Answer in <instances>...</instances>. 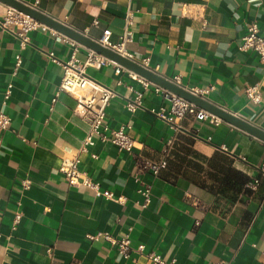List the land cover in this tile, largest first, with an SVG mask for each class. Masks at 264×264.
<instances>
[{
  "label": "crops",
  "instance_id": "obj_1",
  "mask_svg": "<svg viewBox=\"0 0 264 264\" xmlns=\"http://www.w3.org/2000/svg\"><path fill=\"white\" fill-rule=\"evenodd\" d=\"M25 1L95 38L109 27L113 41L124 34L131 7L126 48L136 59L150 56L152 68L170 78L181 74L187 87L213 85L206 97L264 127V63L256 50L240 47L252 20H258L264 35V0ZM7 5L0 0V19ZM29 35L23 46L12 25H0V110L11 115L0 131V264H133V257L138 264H152L135 249L125 257L104 237L87 235L100 230L129 233L133 245L144 243L147 251L174 264H264L263 139L226 120L213 124L187 114L172 148L180 132L190 134L200 155L189 158L202 162L203 156L224 152L251 180L259 178L257 187L231 199L202 184L211 183L204 172L168 166L158 175L140 173L151 186L144 205L135 174L139 159L161 158L166 139L174 134L153 111L168 101L151 86L143 105L129 110L126 101L142 83L126 69L116 75L113 63L89 66L90 76L116 90L106 121L112 127L130 123L134 145L131 151L119 149L96 135L89 151L81 152L89 121L75 111L77 99L59 89L61 62L70 58L73 45L56 39L50 29L38 27ZM84 52L80 46L79 55ZM17 54L22 60L15 71ZM256 82L262 96L257 102L246 94L247 84ZM78 153L80 167L122 200L68 182L58 169L62 156ZM17 212L21 216L15 222Z\"/></svg>",
  "mask_w": 264,
  "mask_h": 264
},
{
  "label": "built area",
  "instance_id": "obj_2",
  "mask_svg": "<svg viewBox=\"0 0 264 264\" xmlns=\"http://www.w3.org/2000/svg\"><path fill=\"white\" fill-rule=\"evenodd\" d=\"M94 22L97 23L98 20L95 19ZM132 22L133 10L131 7H129L126 13L125 32L122 34L120 40L113 41L111 39L112 30L109 27H105L103 29L102 36L97 39L103 44L118 50L128 57L136 59L134 54L128 51L126 48V41L131 36L129 27ZM0 25L4 29L10 28L12 25V29L20 37V42L23 46L30 40L29 31L38 27L52 30V32L56 35V39L69 42L73 45L70 58L64 62H61L64 67V74L62 76L59 89L71 93L77 99L75 111L81 116L87 118L89 121V129L80 148L81 152L89 151V146L95 143L96 135L102 141H111L115 143L119 149L131 151L134 145V138L129 132L131 127L130 123H122L119 126L112 127L106 121V108L110 102V99L116 95V90L113 87L108 86L96 78L90 76L87 72V68L89 66L100 67L103 64L113 63L115 65L114 73L116 75L120 74L122 69H126L132 78L142 83L143 88L135 89L134 94L126 101V106L129 110L134 111L143 105L144 92L151 86L156 92L161 93L162 97L168 101V105L161 104L158 108H153V111H155L157 116L169 123L174 131V134L166 139L164 155L156 160L148 157H142L138 161V170L135 174V178L141 182V186L138 188V190L144 196V205H146L151 199V186L150 184L142 181L140 173L150 170L155 175H158L162 169L167 167V153L173 147L175 134L179 131H182L181 120L184 119L187 114H192L197 119L209 120L213 124H219L224 121L222 117L199 106L194 101L146 78L145 76L128 67H125L116 60L98 52L87 45L80 43L76 39L58 32L53 27L14 6L7 5L5 15L0 19ZM80 46L85 48L83 56L79 55ZM240 47L242 49L253 48L258 52L260 60L262 63H264V35L260 33L258 20L254 19L249 22L247 31L242 36ZM53 54L54 52L50 51V56H53ZM52 58L57 61L56 57ZM21 60V55L17 54L15 71L20 66ZM136 60L147 67H151L149 65L150 56H145ZM171 79L179 84H183L181 74H176L171 77ZM118 82H122L121 79H118ZM11 85L12 84L10 83L6 89V98L10 96ZM213 87V85H207L188 88L192 92L206 97ZM246 94L249 100H253L255 102L260 101L262 99L260 83L256 82L253 84H247ZM53 100H56V97ZM10 122L11 115L0 110V131L7 128ZM92 155L97 156L96 153H92ZM80 162L81 156L79 153L74 156H62V160L58 169L65 175L70 184H84L92 187L98 195L103 194L109 198L122 200V196H116L110 189L102 190L100 188L99 182L95 181L86 169L80 167ZM262 170L264 171V162L262 164ZM258 182L259 178L255 177L248 183V185L255 189ZM20 216L21 214L17 212L15 215V222L20 219ZM87 235L92 240H99L101 237H104L111 243L115 244L119 253L125 257L130 256L132 250L135 249L137 252L145 254L150 259L152 264H174L175 262L174 259L167 260L162 256L161 253L155 250L147 251L144 243L133 245L132 238L129 233L116 236L107 230H100L96 233H88ZM48 251H52L51 247H48ZM1 264L4 263L2 262ZM133 264H138L137 259L134 257ZM219 264H226V262L221 260L219 261Z\"/></svg>",
  "mask_w": 264,
  "mask_h": 264
},
{
  "label": "water",
  "instance_id": "obj_3",
  "mask_svg": "<svg viewBox=\"0 0 264 264\" xmlns=\"http://www.w3.org/2000/svg\"><path fill=\"white\" fill-rule=\"evenodd\" d=\"M8 5L14 6L20 10H23L40 21L46 23L47 25L59 30L61 33L68 35L79 41L80 43L87 45L100 53L116 60L125 67H128L135 72L145 76L146 78L167 87L178 94L194 101L199 106L219 115L224 120L234 124L235 126L250 132L251 134L264 140V127L255 124L248 120L247 118L237 114L236 112L216 103L208 97L200 96L192 92L185 84H179L173 81L170 77L161 74L160 72L154 70L151 67H147L140 63L138 60L128 57L127 55L119 52L118 50L107 46L100 42L97 38L91 36L90 34L75 28L68 24L67 22L60 20L51 14L43 11L39 7L25 0H2Z\"/></svg>",
  "mask_w": 264,
  "mask_h": 264
},
{
  "label": "trees",
  "instance_id": "obj_4",
  "mask_svg": "<svg viewBox=\"0 0 264 264\" xmlns=\"http://www.w3.org/2000/svg\"><path fill=\"white\" fill-rule=\"evenodd\" d=\"M193 144L192 135L180 132L174 148H171L167 153V167L170 166L176 172L183 173H190V170H194L196 173L204 172L211 183H201L231 199L237 198L241 192L250 191L248 183L251 181V177L233 165V158L230 155L217 151L211 156H203L204 161L201 162L188 156L200 155Z\"/></svg>",
  "mask_w": 264,
  "mask_h": 264
}]
</instances>
